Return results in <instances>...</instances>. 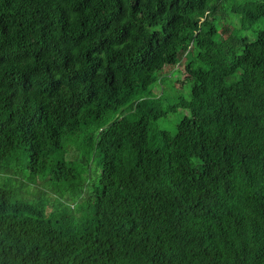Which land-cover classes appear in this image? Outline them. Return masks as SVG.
Returning <instances> with one entry per match:
<instances>
[{"label": "trees", "instance_id": "16d2710c", "mask_svg": "<svg viewBox=\"0 0 264 264\" xmlns=\"http://www.w3.org/2000/svg\"><path fill=\"white\" fill-rule=\"evenodd\" d=\"M0 264H264V0H0Z\"/></svg>", "mask_w": 264, "mask_h": 264}, {"label": "rangeland", "instance_id": "374dc122", "mask_svg": "<svg viewBox=\"0 0 264 264\" xmlns=\"http://www.w3.org/2000/svg\"><path fill=\"white\" fill-rule=\"evenodd\" d=\"M175 68H176V67H175ZM175 68H174V69H175ZM171 77H172V76H171ZM173 121H176V118L173 117L172 122H173ZM172 122H168L167 124L169 125V124H171ZM160 124H162V123H160Z\"/></svg>", "mask_w": 264, "mask_h": 264}]
</instances>
